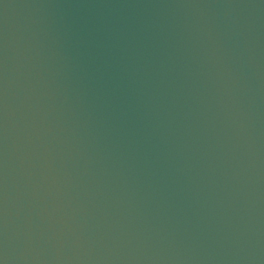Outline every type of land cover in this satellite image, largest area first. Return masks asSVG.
<instances>
[{"label":"water","instance_id":"1","mask_svg":"<svg viewBox=\"0 0 264 264\" xmlns=\"http://www.w3.org/2000/svg\"><path fill=\"white\" fill-rule=\"evenodd\" d=\"M0 264H264V0H0Z\"/></svg>","mask_w":264,"mask_h":264}]
</instances>
